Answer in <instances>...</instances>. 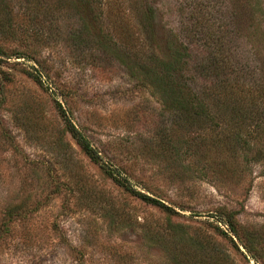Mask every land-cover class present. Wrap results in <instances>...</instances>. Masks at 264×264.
I'll use <instances>...</instances> for the list:
<instances>
[{"label": "rangeland", "instance_id": "1", "mask_svg": "<svg viewBox=\"0 0 264 264\" xmlns=\"http://www.w3.org/2000/svg\"><path fill=\"white\" fill-rule=\"evenodd\" d=\"M93 2L95 20H85L69 0H0V264H264V162L231 159L171 117L137 66L152 51L130 44L141 38L130 26L137 3ZM153 3L157 49L169 32L197 47L229 28L241 59L264 61V0ZM166 132L188 154L172 160ZM117 173L173 210L117 184ZM221 209L235 233L217 220ZM244 230L260 236L254 251Z\"/></svg>", "mask_w": 264, "mask_h": 264}, {"label": "trees", "instance_id": "2", "mask_svg": "<svg viewBox=\"0 0 264 264\" xmlns=\"http://www.w3.org/2000/svg\"><path fill=\"white\" fill-rule=\"evenodd\" d=\"M69 1L70 5L83 11L85 20H95L90 16V4L95 0ZM132 1L137 3L139 10L134 11L136 18L133 15L135 19L132 18L131 25V16L128 14L131 10L123 11L122 3L117 5V14L141 36H131L130 44L135 46L136 43L140 49L145 45L152 51L138 61L137 66L149 78L151 85L161 92V105L170 116L178 117L182 124L193 126L196 129L195 136L200 141L208 137L215 149L225 152L230 158L244 157L242 159L245 163L252 158L256 162H264V61L258 62L254 56L249 62L245 58L241 59L238 50L234 51L236 47L230 44L231 39H228L227 33H232L229 28L224 29V33L219 31L218 34H207L205 40L209 41L202 39L197 47L191 38L185 41L179 39L176 33L169 32L168 37L163 38L161 35V48L157 49V41L160 39L157 34L159 19L156 20V4L153 0ZM82 14L80 21L84 24L81 30H87L90 26ZM98 41L101 45L105 44L101 43V39ZM105 42L111 47L109 41ZM106 45L102 47L106 48ZM247 51L248 54L253 53ZM133 52L131 61L135 63L139 51ZM65 122L66 130L85 155L91 161L99 160L98 151L89 140L68 119ZM163 137H166L165 149L172 160H177L181 153L188 151V145L184 147L182 139L173 142L169 132L164 133ZM224 138H228V142L224 149H220ZM191 155H195L194 151ZM194 162L200 161L194 158ZM113 178L117 184L148 203L173 210L160 200L131 189L118 173ZM216 218L235 233L236 223L231 210L217 211ZM243 232L246 249L254 251L259 242L257 239H260L259 234Z\"/></svg>", "mask_w": 264, "mask_h": 264}]
</instances>
